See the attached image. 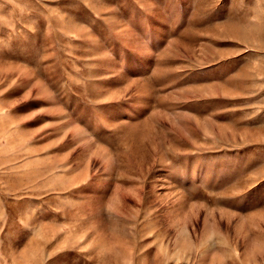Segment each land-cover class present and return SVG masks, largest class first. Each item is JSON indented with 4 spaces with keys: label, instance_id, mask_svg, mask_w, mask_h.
Here are the masks:
<instances>
[{
    "label": "rangeland",
    "instance_id": "obj_1",
    "mask_svg": "<svg viewBox=\"0 0 264 264\" xmlns=\"http://www.w3.org/2000/svg\"><path fill=\"white\" fill-rule=\"evenodd\" d=\"M0 264H264V0H0Z\"/></svg>",
    "mask_w": 264,
    "mask_h": 264
}]
</instances>
